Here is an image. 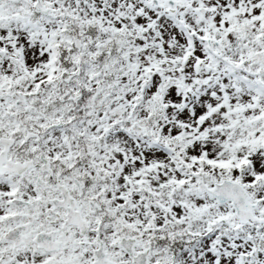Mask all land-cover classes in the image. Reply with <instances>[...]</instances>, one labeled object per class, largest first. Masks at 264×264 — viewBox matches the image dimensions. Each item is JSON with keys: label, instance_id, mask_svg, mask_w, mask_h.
<instances>
[{"label": "snow or ice", "instance_id": "obj_1", "mask_svg": "<svg viewBox=\"0 0 264 264\" xmlns=\"http://www.w3.org/2000/svg\"><path fill=\"white\" fill-rule=\"evenodd\" d=\"M0 264H264V0H0Z\"/></svg>", "mask_w": 264, "mask_h": 264}]
</instances>
